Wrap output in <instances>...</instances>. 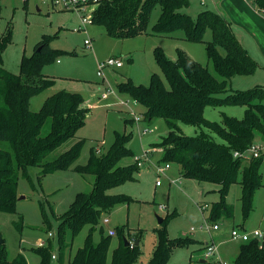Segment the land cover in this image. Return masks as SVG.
<instances>
[{"label":"rangeland","instance_id":"1","mask_svg":"<svg viewBox=\"0 0 264 264\" xmlns=\"http://www.w3.org/2000/svg\"><path fill=\"white\" fill-rule=\"evenodd\" d=\"M188 1L189 5L182 12L192 18H196L204 9L224 14L231 23L235 37L256 64L251 74L231 77L228 87L239 91L255 87H262L264 90V15L258 13L254 3L248 1L250 9L252 7L257 13L251 16L243 11L240 4H233L230 0ZM0 8V35L8 24L12 29L11 42L2 52L3 66L7 70L18 73L22 58H31L40 41L47 43L50 48L40 55L46 58L40 71L54 82L31 97L30 109L37 111L46 97L59 90L80 93L90 105L89 115L76 131L75 137L52 150L45 161L55 159L76 140L83 139L80 155L74 162L82 165L86 163L91 148L97 154L103 153L113 142L115 132L132 133L128 147L134 157L140 158L139 172L135 174L134 180L124 181L107 191L127 195L130 199L102 212L91 235L92 241L97 243L101 235L108 237L109 229L115 231L109 237L108 260L119 240L124 237L130 245L138 241L139 261L141 264H148L159 239L158 218H165V235L168 239L186 236L194 240L185 245L174 246L166 264H216L218 258L231 264L237 255L239 244L242 243L240 239L231 238L232 228L248 234L259 229L263 234L261 239H264V168H261L263 185L255 191L252 209L246 217H243L241 210V186L233 183L229 186L226 197L231 206V214L222 212L215 219L209 218V207L218 199V186L183 177L179 166L174 162H169V168L164 173L157 174L154 165L164 163L161 161L162 148L158 144L167 136L165 121L160 117L151 120L144 118L137 123L132 121L131 111L121 100H128L132 110L139 114H143L144 107L134 102L127 93L119 92L116 86L118 82L128 78L136 84L147 86L152 73L163 78L154 59L155 47H160L170 59H175V48L179 47L195 61L205 65L217 79H221L206 56L203 42L186 41L181 29L169 34L115 36L107 33L102 24L91 21L84 29L76 30L81 25L80 17L84 12L51 10L41 0H0ZM85 13L90 14V9ZM159 14L160 6L154 4L150 8L147 31L151 30ZM211 37V30L206 28L203 38L210 40ZM85 38L91 41L90 46L84 44ZM109 56L119 57L122 66L105 67L102 74L98 75V61ZM108 86L114 92L103 97ZM221 112L241 118L244 106H207L204 117L221 122ZM179 126L182 133L188 136L205 130L203 126L182 123ZM144 128L148 132L140 134V130ZM211 135L217 142H222L215 133L211 132ZM254 143L263 147L261 154L264 155V140L261 136L255 135ZM145 151H149L148 161H144ZM250 158L251 155L247 152L242 157V163L246 164ZM132 161L133 157L128 156L119 163L125 165ZM28 171L29 179L21 175L18 178L15 211L0 210V244L8 259L21 253L29 264H39L37 243L44 241L45 247L48 245L50 257L55 256L50 258L48 264H69L77 249L83 245L89 225H84L74 237L67 234L63 243L69 242V247L61 263L58 260L57 227L75 194L92 189L94 176L79 173L72 168L44 174L41 173V167L32 166ZM156 180H159V185L155 184ZM204 204L207 207L202 209L201 205ZM104 219L108 222H104ZM214 223L218 225L217 229H212ZM211 241L217 247V252L204 257L205 245Z\"/></svg>","mask_w":264,"mask_h":264},{"label":"trees","instance_id":"2","mask_svg":"<svg viewBox=\"0 0 264 264\" xmlns=\"http://www.w3.org/2000/svg\"><path fill=\"white\" fill-rule=\"evenodd\" d=\"M249 1L264 15V0ZM154 4L160 6V14L151 30L147 31L150 8ZM188 5V0H103L94 8L92 22L102 24L107 33L115 36L169 34L181 29L186 41L204 43L206 56L221 79L179 47L175 48V59H170L160 47H155L154 59L164 79L152 73L147 86L136 84L130 78L116 86L119 92L127 93L144 107V118L160 117L165 121L167 136L158 144L162 148V162L176 163L183 177L218 186V199L209 207V218L215 219L222 212L231 214L226 197L233 183L241 186V210L246 217L252 209L255 191L263 185L261 168H264V155L251 157L243 164L242 158L233 153L245 150L254 142L255 135L264 140V90L255 87L239 91L228 87L231 77L251 74L256 64L235 37L224 14L204 9L192 18L182 12ZM206 28L211 30L210 40L203 38ZM11 37L12 29L8 24L0 35V210L15 211L18 178L21 175L29 179V167L39 166L44 174L69 168L82 174H92V189L75 194L57 227L59 262L69 247V242L63 243L67 234L74 237L84 225H89L83 245L69 264H141L138 245H124L120 239L108 260L111 236L101 235L97 243L91 236L102 212L130 199L127 195L107 191L124 181L134 180L139 172L137 158L128 147L132 133L115 132L110 146L101 154L91 148L86 163L82 165L74 162L80 155L83 139L76 140L55 159L45 161L52 150L75 137L89 115L90 105L80 93L59 90L46 97L37 111L31 110V97L54 82L40 71L42 62L46 60L40 55L50 48L40 41L36 46H40V50H35L31 58H22L19 72L13 73L3 66L2 60V52L11 42ZM226 105L244 106L243 116L237 118L221 112V122L204 117L207 106ZM181 123L203 126L205 130L188 136L182 133ZM211 132L222 142L214 140ZM128 156L133 157L131 163H119ZM164 221L162 218L159 224V239L148 264H166L174 246L194 242L186 236L168 239ZM47 247L44 245L37 249L39 264H48L52 258ZM0 264L29 263L21 253L8 259L0 244ZM231 264H264V239L253 238L240 243Z\"/></svg>","mask_w":264,"mask_h":264},{"label":"built area","instance_id":"3","mask_svg":"<svg viewBox=\"0 0 264 264\" xmlns=\"http://www.w3.org/2000/svg\"><path fill=\"white\" fill-rule=\"evenodd\" d=\"M44 3H47L50 7L51 10L54 9H58V10H70V11H76V12H84V14L80 17L81 19V25L78 26L76 28V30L79 29H84V26L86 24H88L89 22L92 21V15H93V11L94 8L101 3L103 0H41ZM90 9V14L86 15V11L87 9ZM84 44L87 46L91 45V41L87 38L84 39ZM59 61V60H57ZM122 66V60L119 57L116 56H109L108 58L102 60V61H98L97 67H98V75L102 74V70L105 67H120ZM113 89L108 86L105 90V93L102 94L103 97L106 96L107 93H113ZM122 104H124L125 106H127V108L131 111V119L134 122H140L141 120L144 119V115L143 114H139L137 112H135L134 110H132V108L129 106V101L128 100H121ZM135 102V101H134ZM148 132V129L144 128L143 130H140V134H145ZM263 147L259 146L257 144H255L254 142L252 144H250L245 150L243 151H236L233 153L234 156L236 157H244L245 154L248 152L251 157H257L258 155L261 154V149ZM149 151H145L144 152V161H148L149 157L147 156ZM140 158H137V165L141 166V163L139 161ZM155 169H156V173L157 174H161L164 173V171L169 167V163H163V164H155ZM156 185H159L160 182L159 180H156L155 182ZM207 207L206 204L201 205L202 209H205ZM104 222H108L107 219L103 220ZM208 228H210L208 226ZM218 225L217 224H213L212 229H217ZM107 234L109 236H112L115 234V231L113 229H109L107 231ZM50 235V233H49ZM230 235L232 239H240L242 242L248 241L250 239H258V240H263L261 238H263V234L261 232V230L259 229H254L252 231L251 234H248L244 231H240L238 229H234L232 228L230 231ZM38 247L44 246V241H38L37 243ZM215 252H217V247L214 245V243L211 241L210 243H207L205 245V249H204V257H210L212 255L215 254ZM52 257L54 258L55 256L52 255ZM216 264H227L225 261L221 260L220 258H218Z\"/></svg>","mask_w":264,"mask_h":264},{"label":"crops","instance_id":"4","mask_svg":"<svg viewBox=\"0 0 264 264\" xmlns=\"http://www.w3.org/2000/svg\"><path fill=\"white\" fill-rule=\"evenodd\" d=\"M233 4H240L241 6H242V8H243V11L244 12H246V13H248V14H251V16L252 15H254V14H257L256 12H255V10H253L252 9V7H251V9H250V6H249V0H230ZM255 9H256V7H255ZM257 10V9H256ZM258 13H260V12H258ZM261 14V13H260ZM169 168V167H168ZM166 171V170H165ZM164 171V172H165Z\"/></svg>","mask_w":264,"mask_h":264},{"label":"water","instance_id":"5","mask_svg":"<svg viewBox=\"0 0 264 264\" xmlns=\"http://www.w3.org/2000/svg\"><path fill=\"white\" fill-rule=\"evenodd\" d=\"M40 50V46H38L37 48H36V51H39ZM161 220H162V218H158V222L160 223L161 222ZM123 244L124 245H128L129 244V241L126 239V238H124L123 237ZM137 243H138V241L136 240L133 244H135V245H137ZM202 261H204V260H202Z\"/></svg>","mask_w":264,"mask_h":264}]
</instances>
